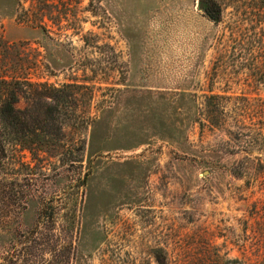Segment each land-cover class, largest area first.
I'll use <instances>...</instances> for the list:
<instances>
[{
	"label": "rangeland",
	"instance_id": "obj_1",
	"mask_svg": "<svg viewBox=\"0 0 264 264\" xmlns=\"http://www.w3.org/2000/svg\"><path fill=\"white\" fill-rule=\"evenodd\" d=\"M158 251L264 264V0H0V261Z\"/></svg>",
	"mask_w": 264,
	"mask_h": 264
},
{
	"label": "trees",
	"instance_id": "obj_2",
	"mask_svg": "<svg viewBox=\"0 0 264 264\" xmlns=\"http://www.w3.org/2000/svg\"><path fill=\"white\" fill-rule=\"evenodd\" d=\"M208 12H209V16L211 18L217 19L216 17H219L218 14L216 16H214L213 12H215V10H213V9H212L211 12H210V10H208ZM14 99H15V97H14ZM14 101L15 100L6 102L5 105L1 108V111H3V112H6V111L14 112V105H13ZM156 257H157V260H158L159 264H167L166 256L163 253V251H158V254H157ZM0 264H5V263L0 261Z\"/></svg>",
	"mask_w": 264,
	"mask_h": 264
},
{
	"label": "water",
	"instance_id": "obj_3",
	"mask_svg": "<svg viewBox=\"0 0 264 264\" xmlns=\"http://www.w3.org/2000/svg\"><path fill=\"white\" fill-rule=\"evenodd\" d=\"M201 6L203 7V4H201Z\"/></svg>",
	"mask_w": 264,
	"mask_h": 264
}]
</instances>
